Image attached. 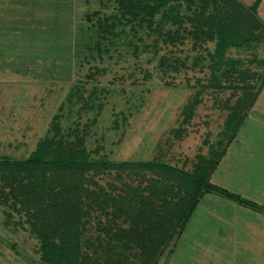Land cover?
<instances>
[{"label": "rangeland", "instance_id": "374dc122", "mask_svg": "<svg viewBox=\"0 0 264 264\" xmlns=\"http://www.w3.org/2000/svg\"><path fill=\"white\" fill-rule=\"evenodd\" d=\"M116 4L0 0V26L10 29H0V160L25 158L44 138L55 145L58 138L81 137L93 157L152 159L193 170L202 156H212V147H225L209 180L256 200L258 208L205 192L155 264H264V234L254 233L264 227V27L255 28L249 41L227 47L220 58L218 34L201 35L200 43L189 34L181 42L163 43L161 35L146 29L133 34L126 22L116 26H124L123 33L101 38L97 19L115 12ZM179 11L191 14L184 2ZM256 15L264 22V0ZM231 27L225 34L238 32L237 25ZM154 36L156 52L145 46ZM245 84L259 91L254 100L243 96ZM232 112L246 116L228 142L237 123L227 126ZM248 176L251 186L243 184ZM93 177L106 189L114 184L115 191L147 182L114 170ZM244 219L253 222L248 239L246 225L239 224ZM87 227L84 250L104 260L94 225ZM39 246L23 212L0 203V264H43ZM114 250L129 255L130 264H143L133 250L116 243Z\"/></svg>", "mask_w": 264, "mask_h": 264}, {"label": "trees", "instance_id": "16d2710c", "mask_svg": "<svg viewBox=\"0 0 264 264\" xmlns=\"http://www.w3.org/2000/svg\"><path fill=\"white\" fill-rule=\"evenodd\" d=\"M181 1L191 14L180 13ZM258 2L245 5L238 0H116V11L98 18L96 31L103 39L113 37L126 30L124 26L117 30V24L127 22L133 34L138 28L146 29L157 33V37L161 35L163 43L181 42L188 34L200 43L201 35L218 34L222 42L217 54L222 58L227 47L249 41L255 28L264 27L256 15ZM231 25H237L238 32L225 34ZM246 26L248 30L242 32ZM157 37L145 44L155 52ZM128 42L136 48L135 42ZM96 43L100 41L97 39ZM253 87L241 86L243 96L254 100L259 91L253 93ZM244 97L239 99V105ZM233 114L227 118V126L237 121L234 132L228 135L231 140L246 116V113ZM224 151L225 147L221 150L212 147V156H200L193 170H186L152 159L93 157L81 137L58 138L55 145L52 139L44 138L29 156L0 160V203L23 212L30 231L40 240L43 264H78V260L81 264H130L129 255L116 252L114 243L123 250L135 251L143 264H155L174 234L181 233L205 192L214 191L258 208L255 201L249 202L248 198L209 180ZM112 170L139 174L140 181L147 182L115 191L114 184L106 189L93 177ZM146 171L156 176L147 177ZM6 212L11 216L10 211ZM88 224L95 227L97 247L107 254L104 260L93 258L83 248L82 235L89 229Z\"/></svg>", "mask_w": 264, "mask_h": 264}, {"label": "crops", "instance_id": "0c3cea01", "mask_svg": "<svg viewBox=\"0 0 264 264\" xmlns=\"http://www.w3.org/2000/svg\"><path fill=\"white\" fill-rule=\"evenodd\" d=\"M244 185H252L253 184V178H250L249 176L246 178V180H245V182L243 183ZM240 189V191H242L243 193H246V194H248V195H253L252 193H248L247 192V187L245 188V187H241V188H239ZM257 189V188H256ZM255 194H257L256 192H254ZM240 194V193H239ZM262 194V196H263V201H264V191H263V193H261ZM241 196H243L242 194H240ZM254 201H256V200H254ZM251 210H253V209H251ZM257 210H254V212H256ZM257 212H260V211H257ZM262 213V212H261ZM264 214V213H263ZM242 216H244V215H242ZM242 216H240V217H242ZM254 216V215H253ZM241 222H243L245 225H246V230H243L246 234V236H247V239L249 238V236H248V234L251 232V228H249V224H252L253 222H247V220H242V221H239V224H241ZM242 229V228H241ZM258 232H260L261 234H257V232H254V233H256V235H259V236H257V238H260L261 236H263V234H264V227L262 228V230H258ZM253 237H256V236H253ZM246 239V240H247Z\"/></svg>", "mask_w": 264, "mask_h": 264}]
</instances>
